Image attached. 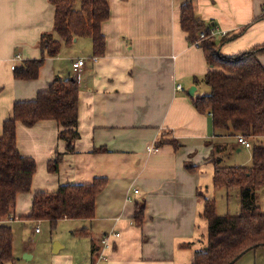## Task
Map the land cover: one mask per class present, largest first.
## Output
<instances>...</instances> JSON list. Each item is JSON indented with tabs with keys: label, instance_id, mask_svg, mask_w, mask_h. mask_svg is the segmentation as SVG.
I'll list each match as a JSON object with an SVG mask.
<instances>
[{
	"label": "crops",
	"instance_id": "1",
	"mask_svg": "<svg viewBox=\"0 0 264 264\" xmlns=\"http://www.w3.org/2000/svg\"><path fill=\"white\" fill-rule=\"evenodd\" d=\"M108 3L110 18L102 27L105 55L94 57L90 38L74 41L88 39L82 40L88 57L72 59L73 63L87 60L79 83L80 138L74 143V152H67L54 121H42L32 128L17 124L18 148L22 155L35 159L37 173L32 193L18 195L16 207L26 201L29 208L19 216H28L39 191L55 192L61 185L107 178L108 184L96 200L95 219L74 220L87 222L75 230L90 234L87 264H192L197 253L189 244L199 238V215L204 208L198 191H207L204 188L213 185L215 174L212 149L232 145L241 152L245 146L238 136L215 131L212 116L199 113L192 104L191 97L211 92L204 82L210 67L203 50L191 45L181 28V7L193 4L197 18L213 27L218 41L245 29L221 48V54L230 56L264 45V19L257 20L264 15V0ZM54 18L55 7L49 0H0V134L15 102L34 100L57 77L74 78L73 63V75L68 77H62L56 68L64 46L56 57H46L38 79L14 77L15 65L42 57L39 43L43 34L53 32ZM67 49L71 51V47ZM17 56L20 61L15 64ZM260 62L264 66V56ZM179 85L182 91L177 90ZM162 137L181 146L175 149L166 144L150 153L148 148H157ZM58 153L63 154L59 171L50 173L49 162ZM206 168L207 173L203 172ZM206 175L212 180L209 185ZM263 194L264 188L259 190L257 203L264 213ZM137 203L145 206L142 226L134 223ZM19 216L15 211L0 226L13 231ZM111 234L120 237L112 236L109 247L103 248L101 240ZM200 241L203 249L205 241ZM54 249L58 254L63 246L55 243ZM258 251L264 248L246 253L235 264H250L255 259L252 253ZM101 252L106 261L99 260Z\"/></svg>",
	"mask_w": 264,
	"mask_h": 264
},
{
	"label": "trees",
	"instance_id": "2",
	"mask_svg": "<svg viewBox=\"0 0 264 264\" xmlns=\"http://www.w3.org/2000/svg\"><path fill=\"white\" fill-rule=\"evenodd\" d=\"M55 7L54 29L43 34L39 43L42 57L28 60L16 66V80L38 79L46 57H56L63 46H72L77 38H90L95 58L103 57L106 37L102 27L110 18L108 0H49ZM264 19V15L257 20ZM181 28L191 45L200 41L210 69L204 82L210 94L191 97L194 108L201 114L212 116L215 131L243 136L252 141V166L250 168H221V156L226 146L212 149L211 161L215 166L213 187L237 189L240 194L238 215H217L216 200L198 191L204 208L199 218L207 223L206 241L202 251L197 252L192 264H235L246 253L264 248V213L258 206L259 190L264 188V45L236 55L225 56L221 48L237 38L236 34L217 40L212 32L196 16L191 3L181 7ZM57 36V37H55ZM42 121L58 124L59 139L66 143L68 153H73L74 143L80 138L79 84L74 78L55 80L48 89L40 91L34 100L18 101L13 112L3 124L0 134V222L11 219L16 211L17 197L32 192L33 178L37 171L36 161L21 154L17 144V124L32 128ZM171 144L181 146L176 140L159 139L156 147ZM63 154L58 153L49 162L50 173H57ZM194 171V167H189ZM107 178H96L89 184H65L56 192L39 191L34 194L32 211L21 218L24 222H48L54 231L59 222L68 220H94L96 200L105 190ZM143 203H137L134 223L142 226ZM79 237H90L86 230L72 232ZM194 245V243H190ZM13 231L0 226V264L13 261Z\"/></svg>",
	"mask_w": 264,
	"mask_h": 264
},
{
	"label": "rangeland",
	"instance_id": "3",
	"mask_svg": "<svg viewBox=\"0 0 264 264\" xmlns=\"http://www.w3.org/2000/svg\"><path fill=\"white\" fill-rule=\"evenodd\" d=\"M82 40L78 42V44L73 43V45L70 46L71 51L67 49L68 46L63 47L64 51L62 53V56L58 58L56 62V68L60 69L62 77H68L71 73L73 75V58L79 56H84L85 58L88 57L86 56V50L83 47V43H85L86 41ZM241 149L242 151L238 152V149H235V147L229 145L227 147V150L221 156L222 162L220 167L250 168L252 166V148L246 149L245 147H242ZM203 172L207 173V168L204 169ZM206 178H208V175H206ZM208 179L209 180L207 185L212 183L211 178ZM204 189L207 190L204 192L207 198L216 200L217 215L224 216L227 214H239L240 194L237 189L219 190L215 189L212 184L211 186H209V189H206V186ZM45 192L53 193L49 191ZM31 193L26 196H30ZM260 201L264 210V194L260 195ZM28 208L29 206L26 205V201H21L16 207L17 216L26 214ZM22 217L23 216H19L17 220L12 224L14 260L8 261L6 262V264H75L76 262L80 264H87V260L90 254V252L88 253V238L72 235V232L77 228L82 227L83 224H87L86 221L64 220L61 221L54 232H52L48 223H37L29 221L23 223L21 220ZM19 220L21 222H19ZM198 227L199 238L198 240L195 239L193 241L195 242L194 245L189 246V248H191V250L193 251H196V253L202 251L201 247L203 245H201L200 240L206 241L207 223L204 220L200 219ZM36 229H39L41 232L36 233ZM55 243H59L61 246H63V249L58 254H54ZM26 255H29L31 258L29 259ZM71 256L74 257V261L72 263L70 261ZM252 256H255V259L250 264H264V251L252 253Z\"/></svg>",
	"mask_w": 264,
	"mask_h": 264
},
{
	"label": "built area",
	"instance_id": "4",
	"mask_svg": "<svg viewBox=\"0 0 264 264\" xmlns=\"http://www.w3.org/2000/svg\"><path fill=\"white\" fill-rule=\"evenodd\" d=\"M213 34H214V33H213ZM205 38H206V37H205V34H202V35L199 37V41H198L194 46H196V47L199 48V46H200V41L205 40ZM19 59H20L19 56H17V57L15 58V64L18 63V62L20 61ZM85 65H86V60H85V59H79V60H77V61H75V62L73 63L74 79H76V81H77L78 83H80L81 80H82V71H83V68L85 67ZM15 68H16V65L13 67V70H15ZM177 90L182 91V87H181L180 85L177 86ZM237 140H238V142H239L240 144H243L246 148H251V146H252L251 143H250L245 137H243V136H241V135L237 137ZM148 150H149L150 153H156V152L159 151V148H158V147H157V148H155V147H150V148H148ZM137 192H138V191H137ZM36 232H40V230L37 229ZM112 236L118 238V237H120V234H111V235H108V236L104 237V238L101 240V244H102L103 248H107V247H109L110 238H111ZM99 260H100V261H106V260H107V258H106V256L104 255L103 252L100 253V255H99Z\"/></svg>",
	"mask_w": 264,
	"mask_h": 264
}]
</instances>
